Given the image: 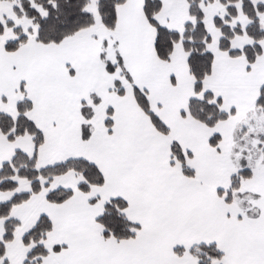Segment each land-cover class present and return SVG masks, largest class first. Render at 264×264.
I'll use <instances>...</instances> for the list:
<instances>
[{"label":"snow or ice","instance_id":"obj_1","mask_svg":"<svg viewBox=\"0 0 264 264\" xmlns=\"http://www.w3.org/2000/svg\"><path fill=\"white\" fill-rule=\"evenodd\" d=\"M0 264H264V0H0Z\"/></svg>","mask_w":264,"mask_h":264}]
</instances>
